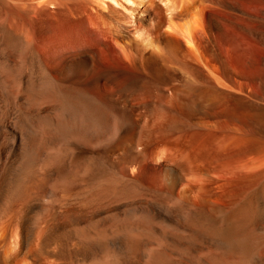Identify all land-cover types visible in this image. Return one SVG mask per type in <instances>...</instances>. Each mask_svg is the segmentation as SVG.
Returning a JSON list of instances; mask_svg holds the SVG:
<instances>
[{
    "label": "bare ground",
    "instance_id": "bare-ground-1",
    "mask_svg": "<svg viewBox=\"0 0 264 264\" xmlns=\"http://www.w3.org/2000/svg\"><path fill=\"white\" fill-rule=\"evenodd\" d=\"M0 264H264V0H0Z\"/></svg>",
    "mask_w": 264,
    "mask_h": 264
}]
</instances>
